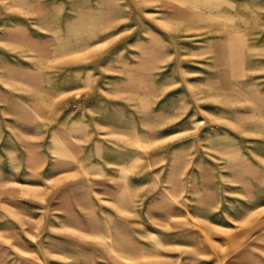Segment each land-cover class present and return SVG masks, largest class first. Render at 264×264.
<instances>
[{
  "label": "rangeland",
  "instance_id": "obj_1",
  "mask_svg": "<svg viewBox=\"0 0 264 264\" xmlns=\"http://www.w3.org/2000/svg\"><path fill=\"white\" fill-rule=\"evenodd\" d=\"M0 264H264V0H0Z\"/></svg>",
  "mask_w": 264,
  "mask_h": 264
}]
</instances>
